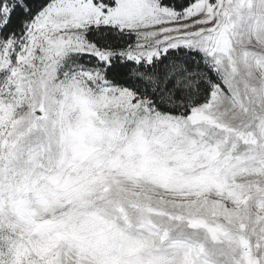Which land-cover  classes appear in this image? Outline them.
I'll list each match as a JSON object with an SVG mask.
<instances>
[{
    "label": "snow or ice",
    "instance_id": "snow-or-ice-1",
    "mask_svg": "<svg viewBox=\"0 0 264 264\" xmlns=\"http://www.w3.org/2000/svg\"><path fill=\"white\" fill-rule=\"evenodd\" d=\"M0 264H264V0H0Z\"/></svg>",
    "mask_w": 264,
    "mask_h": 264
}]
</instances>
